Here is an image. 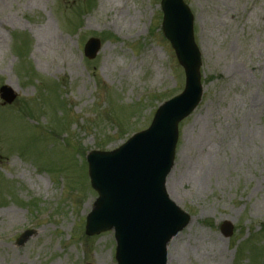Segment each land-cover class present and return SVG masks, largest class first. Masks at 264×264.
Wrapping results in <instances>:
<instances>
[{
    "label": "rangeland",
    "instance_id": "374dc122",
    "mask_svg": "<svg viewBox=\"0 0 264 264\" xmlns=\"http://www.w3.org/2000/svg\"><path fill=\"white\" fill-rule=\"evenodd\" d=\"M185 3L204 94L167 181L191 216L167 264H264V0ZM162 22L161 0H0V87L18 94L0 100V264H117L114 232L85 234L98 197L86 159L183 91Z\"/></svg>",
    "mask_w": 264,
    "mask_h": 264
},
{
    "label": "water",
    "instance_id": "95a60500",
    "mask_svg": "<svg viewBox=\"0 0 264 264\" xmlns=\"http://www.w3.org/2000/svg\"><path fill=\"white\" fill-rule=\"evenodd\" d=\"M163 32L185 70L184 92L164 103L151 127L112 152H92L89 175L99 197L87 218L86 234L113 230L118 264H167L169 241L191 221L166 190L174 167L179 124L198 107L203 97L202 58L194 39V16L184 0H163ZM100 40L86 44L85 55L96 58ZM0 97L12 104L17 95L8 86ZM225 238L234 233L232 223L221 226ZM32 231L17 242L23 245Z\"/></svg>",
    "mask_w": 264,
    "mask_h": 264
},
{
    "label": "trees",
    "instance_id": "16d2710c",
    "mask_svg": "<svg viewBox=\"0 0 264 264\" xmlns=\"http://www.w3.org/2000/svg\"><path fill=\"white\" fill-rule=\"evenodd\" d=\"M27 44H24L23 46H26Z\"/></svg>",
    "mask_w": 264,
    "mask_h": 264
}]
</instances>
